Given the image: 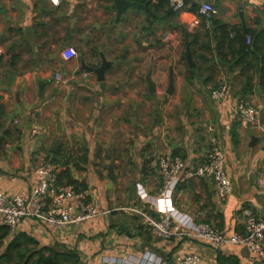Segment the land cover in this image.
<instances>
[{
    "label": "crops",
    "instance_id": "1",
    "mask_svg": "<svg viewBox=\"0 0 264 264\" xmlns=\"http://www.w3.org/2000/svg\"><path fill=\"white\" fill-rule=\"evenodd\" d=\"M186 3L175 12L168 0H61L58 6L0 0V189L29 194L42 161L60 165L68 157L75 185L88 187L92 201L110 210L63 234L25 220L11 229L8 242L26 234L41 248L74 251L84 264L104 253L146 251L163 255L167 264H183L188 253L206 264H249L245 245L215 249L191 230L207 222L227 234L243 233L249 214L264 216V188L257 184L264 166V0ZM204 3L216 7L210 18L200 14ZM221 25L239 32L238 39L223 35ZM246 32L260 51L245 68L236 61ZM103 57L109 64L100 79L84 65L99 68ZM172 67L175 91L168 94ZM58 72L62 82L55 80ZM222 76L230 97L219 103L210 93ZM238 98L263 104L260 126L240 123ZM34 128L41 133L34 135ZM213 133L233 186L227 201L219 202L206 177L179 182L160 198L156 158L179 155L195 168L207 158ZM111 166L117 176L112 190ZM126 205L169 216L186 234L158 237L140 216L118 209Z\"/></svg>",
    "mask_w": 264,
    "mask_h": 264
},
{
    "label": "built area",
    "instance_id": "2",
    "mask_svg": "<svg viewBox=\"0 0 264 264\" xmlns=\"http://www.w3.org/2000/svg\"><path fill=\"white\" fill-rule=\"evenodd\" d=\"M50 1L55 6L61 2V0ZM186 5V0H169V6L175 12L185 9ZM215 11L216 7L211 3H204L200 8V14L207 18H210ZM252 41L253 37L248 35L247 44L250 48ZM55 80L63 81L60 72L56 73ZM210 96L219 103L229 100V85L224 76L218 80ZM235 105L237 118L241 124L254 129L260 126L263 104L238 98ZM40 133V129H33L34 135ZM210 146L207 158L195 168L188 167L187 162L179 155L162 154L156 158L154 162L159 167L162 178L158 196L166 197L173 186L186 179L208 177L215 184L219 202H226L233 191V186L226 167V154L214 133L210 136ZM35 172L36 184L29 194H9L0 189L1 224L13 230L25 220H34L41 226L63 234L67 230L80 228L85 223L110 213V210L102 209L92 201L88 187L60 183V167L56 162L44 160ZM257 184L264 188V166L257 177ZM118 209L140 216L146 227L165 240L173 235L186 234L169 216L156 218L145 208L137 205H126ZM191 231L197 240L207 242L215 249H220L225 243L243 244L250 252L249 264L264 262V216L249 214L243 233L227 234L207 222L196 223ZM180 261L183 264H206L196 253L185 254ZM91 264H167V262L163 255L146 251L139 255L130 252L122 255L104 253L96 257Z\"/></svg>",
    "mask_w": 264,
    "mask_h": 264
},
{
    "label": "trees",
    "instance_id": "3",
    "mask_svg": "<svg viewBox=\"0 0 264 264\" xmlns=\"http://www.w3.org/2000/svg\"><path fill=\"white\" fill-rule=\"evenodd\" d=\"M168 3H169V0H168ZM220 30L222 32L223 35H233L232 38L234 40H236V38L238 39V33L239 32H236V30L232 27H228L226 25H221L220 26ZM248 35H252L253 37V34L250 33V32H246L244 34V41L243 43L241 42V49L242 51L240 50V54H241V57L236 61V64L237 65H242L243 67H248L250 66V63L248 61V58L256 55L260 50L258 48V45L255 41L252 42V46L251 48L248 46L247 42H246V38ZM205 57V56H204ZM205 60L207 58H204ZM263 62H264V54H263ZM195 72L192 71L190 73V76L187 77V79H192L194 76H195ZM262 82H263V85H264V67L262 68ZM71 160L67 157L66 159L62 160L60 162V169H64L62 170L60 173H59V182L60 183H64L63 180L64 178H68V182L70 184H76V181L75 179L71 176V172H70V169H69V164H70ZM11 235V229L10 227L8 226H1L0 227V241L3 240V239H6L7 237H9ZM25 240V241H28V243H31V242H34V239H32L31 237H27L26 234H18L16 235L10 242H9V249L8 251L1 255L0 257L1 258H9V260L12 259V254L10 252L11 249H14V247L16 246L17 242L20 241V240ZM56 249H59V246H55V247H44V251H48V255L44 254V251H41L39 254H38V257L33 261L32 264H59V260L61 258L63 259H66V260H74L75 264H84L81 262V259L80 257L74 252V251H70V250H66V251H58ZM21 264L24 263V264H28L29 263V259L27 257H25V254L22 253L21 251ZM0 258V259H1ZM20 264V263H19Z\"/></svg>",
    "mask_w": 264,
    "mask_h": 264
},
{
    "label": "rangeland",
    "instance_id": "4",
    "mask_svg": "<svg viewBox=\"0 0 264 264\" xmlns=\"http://www.w3.org/2000/svg\"><path fill=\"white\" fill-rule=\"evenodd\" d=\"M165 40H167V38H165ZM170 40L168 41H165V42H169ZM75 57L77 56V51L75 50ZM105 58L103 57V60ZM8 238L6 240H1L0 241V256L5 254L8 249H9V242H8ZM56 250H60L62 251V249L59 247V249H56ZM21 251L22 253L25 254V257H27L29 259V263L28 264H32L33 261L38 257V254L41 252V251H44V248H41L39 246H37L35 244V242H31V243H28V241H25V240H21V241H18L16 246L14 247V249H11L10 252L12 254V259L9 260V258H1L0 259V264H21ZM24 264V263H22ZM59 264H75L74 260H66V259H63L61 258L59 260Z\"/></svg>",
    "mask_w": 264,
    "mask_h": 264
},
{
    "label": "water",
    "instance_id": "5",
    "mask_svg": "<svg viewBox=\"0 0 264 264\" xmlns=\"http://www.w3.org/2000/svg\"><path fill=\"white\" fill-rule=\"evenodd\" d=\"M188 60L191 64V66H193V59H192V54H191V51L190 49L188 50ZM108 62L106 59L103 60V64L99 67V68H94L92 66H87V65H84V68L86 70H89V71H94L98 74V77L100 79H103L104 76H105V71L107 69V66H108ZM149 83H150V87H151V91H154L155 90V84L149 80ZM41 88H43L44 86V82H42L41 84ZM42 91V90H41ZM175 91V71H174V68H170V85H169V89L167 91L168 94H173ZM43 93V92H41ZM253 141L254 143L257 141V137H254L253 138ZM208 178V177H206ZM109 179H110V182H109V189L112 190L113 189V186L114 184L116 183L117 181V176L115 174V171H114V168L113 166L110 167V171H109ZM264 263V262H263Z\"/></svg>",
    "mask_w": 264,
    "mask_h": 264
}]
</instances>
